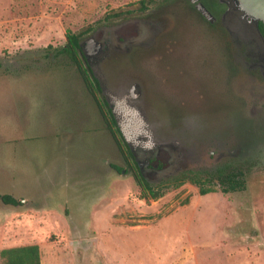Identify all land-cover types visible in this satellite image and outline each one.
<instances>
[{
	"label": "rangeland",
	"instance_id": "1",
	"mask_svg": "<svg viewBox=\"0 0 264 264\" xmlns=\"http://www.w3.org/2000/svg\"><path fill=\"white\" fill-rule=\"evenodd\" d=\"M169 2L0 0V195L21 202L0 200V251L36 244L41 264H264V147L235 157L231 137L199 129L184 148L137 150L162 191L147 204L76 66L56 53L67 30L102 50L145 41L157 26L148 12ZM228 167L245 172L244 191L172 181Z\"/></svg>",
	"mask_w": 264,
	"mask_h": 264
},
{
	"label": "water",
	"instance_id": "2",
	"mask_svg": "<svg viewBox=\"0 0 264 264\" xmlns=\"http://www.w3.org/2000/svg\"><path fill=\"white\" fill-rule=\"evenodd\" d=\"M146 21L157 26L145 41L79 43L136 162L137 150L173 151L199 129L208 141L231 137L235 157L264 147V87L252 75L255 61L264 66V0H171Z\"/></svg>",
	"mask_w": 264,
	"mask_h": 264
},
{
	"label": "trees",
	"instance_id": "3",
	"mask_svg": "<svg viewBox=\"0 0 264 264\" xmlns=\"http://www.w3.org/2000/svg\"><path fill=\"white\" fill-rule=\"evenodd\" d=\"M80 35L70 30L65 33V44L57 50V54L65 55L71 63H73L88 92L97 104L100 113L102 114L107 129L110 132L117 147L121 151L123 158L127 165L132 170L133 179L139 189L140 198L147 204L151 200H157L162 196V191L159 187L152 185L141 171L140 166L136 162L126 143L116 127V123L113 120L110 112L106 110V103L103 102L98 95V82L90 76L88 70L84 67L80 56ZM164 155L161 154V156ZM153 163L158 165V168L163 164L162 160L155 159ZM115 170L121 171L117 166H112ZM182 185L185 182H189L198 187L200 195H206L208 193L216 192L219 186V190L223 194L242 192L246 189L245 172L238 167H228L220 169L215 175H201V174H183L182 176L172 180ZM0 200L7 205L18 206L20 201L16 200L10 195H0ZM1 264H41L39 247L36 244L24 245L20 247L5 248L0 251Z\"/></svg>",
	"mask_w": 264,
	"mask_h": 264
},
{
	"label": "flooded vegetation",
	"instance_id": "4",
	"mask_svg": "<svg viewBox=\"0 0 264 264\" xmlns=\"http://www.w3.org/2000/svg\"><path fill=\"white\" fill-rule=\"evenodd\" d=\"M164 3H166V2H164ZM257 27H258V30L260 31V33L262 34V36L264 38V23L259 21L258 24H257ZM81 40H82V43H83L84 47H86L87 46L86 43H88L87 42V38L86 39H81ZM258 62L259 61H255V63L253 64L254 68H253V72L252 73L256 74L257 77L259 79H262V81H263L264 80V66H263L262 63H260V62L258 63ZM156 167H157V165H154V168H156ZM155 173L157 174L158 172L155 171Z\"/></svg>",
	"mask_w": 264,
	"mask_h": 264
},
{
	"label": "crops",
	"instance_id": "5",
	"mask_svg": "<svg viewBox=\"0 0 264 264\" xmlns=\"http://www.w3.org/2000/svg\"><path fill=\"white\" fill-rule=\"evenodd\" d=\"M4 195H9V194H4ZM23 200H24V202H28V200H26V199H23ZM24 202H23V203H24Z\"/></svg>",
	"mask_w": 264,
	"mask_h": 264
}]
</instances>
